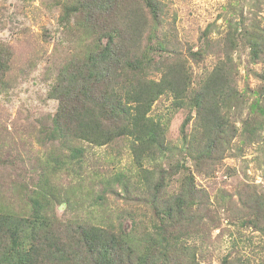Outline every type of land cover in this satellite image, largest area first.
<instances>
[{
    "label": "rangeland",
    "instance_id": "obj_1",
    "mask_svg": "<svg viewBox=\"0 0 264 264\" xmlns=\"http://www.w3.org/2000/svg\"><path fill=\"white\" fill-rule=\"evenodd\" d=\"M87 1L0 0V209L26 216L44 188L53 202L46 215L55 214L61 227L125 232L143 257L148 235L165 224L160 208L184 195L186 219L171 229L191 247L180 264H264V214L257 216L264 203V0H154L159 21L127 0L141 17L132 50L155 64L181 63L190 94L208 76L222 91L209 144L206 113L190 103L178 107L170 92L160 95L147 114L162 131L160 151L139 152L140 162L128 138L98 147L48 134L56 77L96 47L82 12L65 26L59 17ZM146 78L157 81L160 73L148 70ZM72 149L83 154L70 158Z\"/></svg>",
    "mask_w": 264,
    "mask_h": 264
},
{
    "label": "trees",
    "instance_id": "obj_2",
    "mask_svg": "<svg viewBox=\"0 0 264 264\" xmlns=\"http://www.w3.org/2000/svg\"><path fill=\"white\" fill-rule=\"evenodd\" d=\"M137 1L154 21H159L156 1ZM130 9L127 0H88L79 7L63 8L59 17L63 26L76 12L84 14L96 47L83 58L70 62L56 77L50 96L58 102V108L48 134L54 141L69 136L70 140L98 147L128 138L135 160L140 162L139 152L160 151L162 131L147 116L160 95L170 92L178 107L190 103L199 112L204 111L207 117L202 129L208 140L218 134L214 128L220 125L216 113L222 91L220 80L208 76L199 90L190 94L191 83L181 63L155 64L153 57H140V51L132 50L131 46L139 42L141 17ZM109 23L124 30L109 31ZM156 48L164 47L158 43ZM3 53L0 52V72L4 68ZM148 70L159 72L160 78L147 79ZM82 154V149H72L69 157ZM163 180L161 176L157 192L162 189ZM50 200V193L39 188L30 200L28 215L0 209V264H180V258L191 252L189 245L185 247L171 234L172 227L186 219L184 195L168 199L160 208L159 219L165 224L148 235L143 257L135 254V245L125 232L115 233L86 224L61 227L55 214L46 215L53 203ZM157 201L155 196L154 202ZM257 208L260 217L264 214V203Z\"/></svg>",
    "mask_w": 264,
    "mask_h": 264
}]
</instances>
